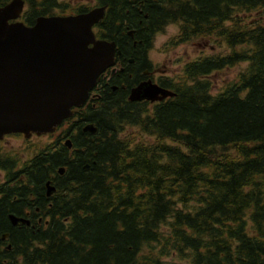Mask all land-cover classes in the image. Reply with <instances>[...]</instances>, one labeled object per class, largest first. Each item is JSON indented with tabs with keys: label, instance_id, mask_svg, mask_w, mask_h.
I'll return each instance as SVG.
<instances>
[{
	"label": "trees",
	"instance_id": "trees-1",
	"mask_svg": "<svg viewBox=\"0 0 264 264\" xmlns=\"http://www.w3.org/2000/svg\"><path fill=\"white\" fill-rule=\"evenodd\" d=\"M25 1L28 26L65 9L56 0ZM95 1L107 10L97 37L122 52L127 31L152 45L178 25L167 49L208 40L228 53L186 64L178 81L164 80L175 96L156 104L128 101L130 84L123 91L113 80L114 93L98 82L100 98L75 109L21 169L16 154L2 153L8 183L0 184V259L264 264V0ZM132 5L148 16L141 26L125 13ZM255 12L260 19H250ZM242 64L236 80L214 91V73ZM88 124L95 133L84 132ZM48 182L56 188L51 197ZM10 215L30 225L13 226Z\"/></svg>",
	"mask_w": 264,
	"mask_h": 264
},
{
	"label": "water",
	"instance_id": "water-1",
	"mask_svg": "<svg viewBox=\"0 0 264 264\" xmlns=\"http://www.w3.org/2000/svg\"><path fill=\"white\" fill-rule=\"evenodd\" d=\"M25 6V0L0 6V141L12 134L30 139L57 132L86 104L101 74L115 63L116 43L98 39L94 32L106 7L75 16H41L28 26L21 20ZM141 91L134 89L130 101L156 103L175 96L152 83ZM84 132L95 133L96 128L88 124ZM66 145L72 148L70 140ZM55 192L48 182L47 196ZM9 219L13 226L30 225L15 215Z\"/></svg>",
	"mask_w": 264,
	"mask_h": 264
},
{
	"label": "flooded vegetation",
	"instance_id": "flooded-vegetation-1",
	"mask_svg": "<svg viewBox=\"0 0 264 264\" xmlns=\"http://www.w3.org/2000/svg\"><path fill=\"white\" fill-rule=\"evenodd\" d=\"M91 4L86 6L89 10L98 8L101 6H96V1L95 0H90L89 1ZM72 4L67 3L65 0H56V5L57 6H64V10H60L59 8H56V11L53 15H48L45 17H51V16H75L83 13L78 12V6L75 7V2H70ZM142 5H139L138 7L135 5H132L131 8L132 10H126V14L132 19L133 22L138 20V25L141 26L143 24V17L145 19L148 18L147 15H144L142 12L141 7ZM107 12V10H106ZM137 12L139 13L137 15ZM86 13V12H85ZM106 15V13H105ZM131 15V16H130ZM136 23V22H135ZM178 26V25H177ZM98 25L94 27V31L97 34L98 33ZM131 32V31H130ZM130 32L127 31V36H123L120 38V41H124V46L125 50L127 51L128 49H133L134 51L130 53L122 52L119 50V47L117 46L116 48V57H115V63L111 68H108L105 72H103L98 80L99 83H104L107 88H109L111 91L114 93H120L119 91V86L117 85H111L113 80H116L120 84V87L123 89V91H127V88H129V91L127 92V99L130 101V97L132 94V91L138 87H140L143 84L146 83H152L156 84L160 88L170 90L168 89L165 84L164 80H173L176 81L174 78H171V74L175 73L177 75L178 70H170V68H167L165 65H163L161 62H157L154 59V42L152 45L149 43V39L146 36H141L139 40L136 39L135 37V32L133 31L134 35L131 36ZM179 34V33H178ZM130 39H129V38ZM130 40L133 41V43L130 42ZM117 45V44H116ZM200 58V57H198ZM196 58L195 60H197ZM194 59L191 60L190 62L195 61ZM190 62H186L184 65L180 64V68H184V66ZM164 69L163 72H161ZM97 82V84H98ZM130 84V85H129ZM129 85V86H128ZM97 86V85H96ZM96 88V87H95ZM94 88V89H95ZM107 91V90H106ZM105 91V92H106ZM97 93L96 91H92L91 94ZM92 100V98H89L87 102ZM131 102V101H130ZM133 103H149V104H156L152 103L150 101H138V102H133ZM159 103V102H158ZM22 136L25 138L23 134H13V136ZM11 136V135H9ZM9 136H5L2 141H0V144H2L3 141H5ZM4 153L3 151L0 150V161H1V155ZM8 153V152H7ZM17 155L16 158V170L18 171L19 169L22 168V164L27 163L31 160L33 154L31 153H25L23 155ZM15 167V166H14ZM6 172L0 168V184H7L8 181L6 180ZM24 179L20 178L16 181H13V184L16 183H23ZM16 198V197H15ZM16 201V200H15ZM39 212V210L37 211ZM20 213L22 215H32V210L30 207H21L20 208ZM43 220H38V224H41ZM33 228L35 226H32ZM8 239V235H4L2 240L5 241ZM10 250L11 247H8ZM22 263L21 261H17L15 259L7 260V259H0V264H18Z\"/></svg>",
	"mask_w": 264,
	"mask_h": 264
},
{
	"label": "rangeland",
	"instance_id": "rangeland-1",
	"mask_svg": "<svg viewBox=\"0 0 264 264\" xmlns=\"http://www.w3.org/2000/svg\"><path fill=\"white\" fill-rule=\"evenodd\" d=\"M67 3L75 2V7L78 6H88L91 4L90 0H65ZM260 12H255L250 19H260ZM264 20V19H263ZM179 33V27L177 25H171L166 28L163 33L156 36L154 41V59L157 62H161L170 70H178L177 75L175 73L171 74V78L176 81L182 75V68L180 64H185L191 60H195L198 57L211 56L217 54H227L228 49L225 46L216 47L208 40H198L187 45H179L167 49L168 42L175 38ZM180 63V64H179ZM245 67L244 64L237 66L232 69H228L225 72L214 73L210 78L214 83V91L220 90L226 86L229 82L236 80L238 74ZM164 69L161 71L163 72ZM55 134V133H54ZM51 134V135H54ZM53 142L50 134L45 136H33L30 140H26L22 136H9L5 141L0 144V150L3 152L23 155L25 153H31L46 144Z\"/></svg>",
	"mask_w": 264,
	"mask_h": 264
},
{
	"label": "bare ground",
	"instance_id": "bare-ground-1",
	"mask_svg": "<svg viewBox=\"0 0 264 264\" xmlns=\"http://www.w3.org/2000/svg\"><path fill=\"white\" fill-rule=\"evenodd\" d=\"M147 84H149V83L143 84V85H141L140 87H138L141 93H144V92H145V91H141V90H142ZM151 91L154 92L155 90H154V89H151Z\"/></svg>",
	"mask_w": 264,
	"mask_h": 264
}]
</instances>
